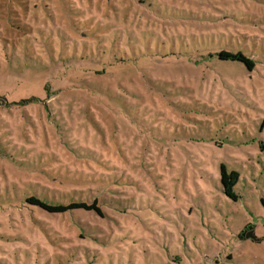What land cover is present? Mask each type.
I'll list each match as a JSON object with an SVG mask.
<instances>
[{
  "label": "rangeland",
  "instance_id": "374dc122",
  "mask_svg": "<svg viewBox=\"0 0 264 264\" xmlns=\"http://www.w3.org/2000/svg\"><path fill=\"white\" fill-rule=\"evenodd\" d=\"M263 146L264 0H0V264H264Z\"/></svg>",
  "mask_w": 264,
  "mask_h": 264
},
{
  "label": "trees",
  "instance_id": "16d2710c",
  "mask_svg": "<svg viewBox=\"0 0 264 264\" xmlns=\"http://www.w3.org/2000/svg\"><path fill=\"white\" fill-rule=\"evenodd\" d=\"M216 56L218 60L221 61L225 60L230 63H236L242 65L249 71H252L255 68V61L252 58L246 56L241 51L231 52V51L221 50L218 53H216ZM45 90L47 91V88H45ZM219 175H220L219 179L222 186V190L225 193V195H227L233 200H236L237 196L234 192V186L239 180V176H240L239 172L236 170L228 171L224 164H220ZM26 202L29 205L40 208L43 211L50 214H62L72 210H84V211H92L101 217L104 216L103 210L99 206L96 199H93L90 202L70 201L67 203H50L38 196L31 195L26 198ZM252 228L253 226L250 223L245 224L244 227L236 234L237 238L244 239L246 232L252 230Z\"/></svg>",
  "mask_w": 264,
  "mask_h": 264
},
{
  "label": "water",
  "instance_id": "95a60500",
  "mask_svg": "<svg viewBox=\"0 0 264 264\" xmlns=\"http://www.w3.org/2000/svg\"><path fill=\"white\" fill-rule=\"evenodd\" d=\"M249 232V233H248ZM248 233V234H247ZM245 237H250V238H252V239H255L256 237H255V235H254V233H253V230H249V231H247L246 232V234H245Z\"/></svg>",
  "mask_w": 264,
  "mask_h": 264
},
{
  "label": "crops",
  "instance_id": "0c3cea01",
  "mask_svg": "<svg viewBox=\"0 0 264 264\" xmlns=\"http://www.w3.org/2000/svg\"><path fill=\"white\" fill-rule=\"evenodd\" d=\"M252 230H253V228H252Z\"/></svg>",
  "mask_w": 264,
  "mask_h": 264
}]
</instances>
